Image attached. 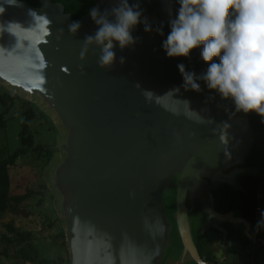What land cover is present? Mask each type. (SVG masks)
<instances>
[{"label":"water","instance_id":"obj_1","mask_svg":"<svg viewBox=\"0 0 264 264\" xmlns=\"http://www.w3.org/2000/svg\"><path fill=\"white\" fill-rule=\"evenodd\" d=\"M138 2L153 30L139 24L137 43L117 46L114 66L101 69L98 47L80 55L85 36L97 30L89 12L71 34L74 20L62 3L0 0V83L41 106L63 131L53 148L59 165L53 176L45 174L65 231L67 264H168L172 251L173 264H213L201 257L197 240L214 228L227 241V224L264 246L253 223L238 209L218 212L214 196L222 184L241 189L242 176L261 175L244 166L255 113L237 112L202 81L200 92L185 91L177 65L197 75L207 68L202 48L188 58H168L162 48L168 9L174 18L177 0ZM95 6L103 11L112 3ZM161 26L163 35L156 31ZM143 90L154 93L151 101ZM222 126L227 145L220 142Z\"/></svg>","mask_w":264,"mask_h":264},{"label":"clouds","instance_id":"obj_2","mask_svg":"<svg viewBox=\"0 0 264 264\" xmlns=\"http://www.w3.org/2000/svg\"><path fill=\"white\" fill-rule=\"evenodd\" d=\"M111 3L112 7L103 11L99 6L89 10L97 30L85 36L80 53L83 58L91 46L98 47L97 64L101 69L114 66L117 46L123 50L137 43L133 31L139 24L144 25L145 32L153 30L138 0L133 3L111 0ZM177 3L174 18L171 8L168 9L170 32L162 48L168 58H188L194 49L202 48L200 55L207 64L200 75L186 71L183 63L177 65L184 90L200 92L202 81L222 99L231 100L237 112L256 113L264 122V0H177ZM80 27L81 23L74 21L69 32L76 34ZM156 31L163 35L162 26ZM119 62L123 65L125 58L120 57ZM176 92L179 88L168 93ZM142 94L146 101H151L154 95L149 90H143ZM183 102L191 113L198 114L190 109L189 101ZM197 122L205 121L201 117ZM223 126L220 142L227 145L228 133L223 132ZM261 217L258 223L264 226V212Z\"/></svg>","mask_w":264,"mask_h":264},{"label":"rangeland","instance_id":"obj_3","mask_svg":"<svg viewBox=\"0 0 264 264\" xmlns=\"http://www.w3.org/2000/svg\"><path fill=\"white\" fill-rule=\"evenodd\" d=\"M6 90L19 97L13 105L10 103L4 105L0 101V117L3 115L5 123L0 133V158L8 157L22 146L20 132L26 110L23 100L29 101L0 83V96ZM31 103L48 116V121L37 119L30 124L34 145L58 147L60 136L63 135L62 129L41 106L34 102ZM59 162V155L55 154L48 165L43 167L41 160L30 152L17 159L15 166L11 168L12 188L16 194L28 190H31L32 194L19 204L17 211L9 210L0 214V250L7 247L11 254H17L21 249H25L30 256L47 259L51 264H67L69 252L65 231L55 205V192L53 193L52 187L50 189L45 174L48 172L53 176ZM11 227L13 230L10 229ZM259 229L264 235V226L259 224ZM20 234L25 237V240H22ZM8 239H11L13 243L11 244ZM215 247L219 264L228 263L235 256L241 255V240L235 236L227 241H216ZM254 248L256 264H264V246L259 243ZM217 255H220V258ZM177 256L178 253L175 251L170 254L171 258ZM0 264L34 263L24 261L21 257L0 256Z\"/></svg>","mask_w":264,"mask_h":264},{"label":"trees","instance_id":"obj_4","mask_svg":"<svg viewBox=\"0 0 264 264\" xmlns=\"http://www.w3.org/2000/svg\"><path fill=\"white\" fill-rule=\"evenodd\" d=\"M26 1L32 6L40 7V0H22ZM55 3H62L65 6V12L72 15L74 21L79 20L82 16L87 14L89 10L94 7L99 0H51ZM202 51V49H201ZM205 67L207 64L204 62ZM19 96L5 91L0 96V101L7 105L14 104V101ZM26 110L24 112V124L20 132L22 146L18 148L13 154H10L6 158H0V214L6 211H17L19 204L24 202L32 194L31 190L24 193L16 194L12 188V176L11 168L15 166L17 159L23 155L32 153L37 159L41 160L44 166H47L52 159L54 153L53 148L44 145H34L33 135L30 130V124L34 120L48 121V116L41 111L36 105L30 101L23 100ZM3 115L0 117V133L4 127ZM250 123L253 127L255 134V141L253 147L245 159L244 166L257 167L261 171V175H246L240 178L241 189H234L227 184H222L214 191L216 210L221 213H226L232 210H240L242 216L248 219L254 224L256 217V208L259 202L257 201V195L261 191L264 193V122L260 116L256 113L251 115ZM264 212V201L262 202ZM261 212V213H262ZM224 228L228 231V240L232 237H237L241 240V255L235 256L234 259H238V263L246 264V259L250 256L255 258V248L257 244H253L248 238H246L240 231L235 230L231 225H224ZM13 230V228H10ZM63 233V232H62ZM64 234V233H63ZM22 240L25 237L20 234ZM257 236L262 237L260 230L257 231ZM223 234L210 228L207 232L201 235L197 240V246L201 257L210 263L219 264L216 259L215 247L216 241L223 240ZM12 244L13 241L8 239ZM0 256H14V258L21 257L24 261H30L34 264H51L47 259H40L38 257L30 256L25 249H21L17 254H11L9 248L0 250Z\"/></svg>","mask_w":264,"mask_h":264},{"label":"built area","instance_id":"obj_5","mask_svg":"<svg viewBox=\"0 0 264 264\" xmlns=\"http://www.w3.org/2000/svg\"><path fill=\"white\" fill-rule=\"evenodd\" d=\"M257 201L259 202V204L257 205L256 208V217H255V222H254V230H255V237H256V233L257 231H259V223L261 221V212L263 210V205L262 202L264 201V193L263 192H259L257 195ZM253 244H257L255 241H253ZM246 264H256L255 262V258L254 256H250L249 258L246 259Z\"/></svg>","mask_w":264,"mask_h":264},{"label":"flooded vegetation","instance_id":"obj_6","mask_svg":"<svg viewBox=\"0 0 264 264\" xmlns=\"http://www.w3.org/2000/svg\"><path fill=\"white\" fill-rule=\"evenodd\" d=\"M259 230H260V229H259ZM256 237H258V236H257V233H256ZM237 260H238V259H236V258L234 259V258H233L230 262H228V263L224 262L223 264H243V263H238Z\"/></svg>","mask_w":264,"mask_h":264},{"label":"crops","instance_id":"obj_7","mask_svg":"<svg viewBox=\"0 0 264 264\" xmlns=\"http://www.w3.org/2000/svg\"><path fill=\"white\" fill-rule=\"evenodd\" d=\"M262 238H264V235L262 236ZM173 263H174V258H171L170 261L168 262V264H173Z\"/></svg>","mask_w":264,"mask_h":264}]
</instances>
